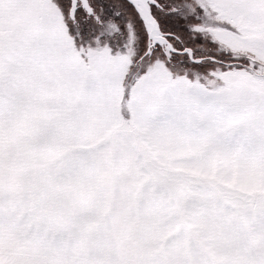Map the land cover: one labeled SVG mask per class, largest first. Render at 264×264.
<instances>
[{
    "label": "snow or ice",
    "instance_id": "obj_1",
    "mask_svg": "<svg viewBox=\"0 0 264 264\" xmlns=\"http://www.w3.org/2000/svg\"><path fill=\"white\" fill-rule=\"evenodd\" d=\"M0 264H264V0H0Z\"/></svg>",
    "mask_w": 264,
    "mask_h": 264
}]
</instances>
